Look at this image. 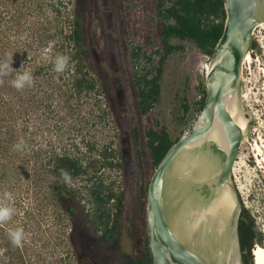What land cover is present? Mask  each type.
<instances>
[{
    "label": "trees",
    "instance_id": "1",
    "mask_svg": "<svg viewBox=\"0 0 264 264\" xmlns=\"http://www.w3.org/2000/svg\"><path fill=\"white\" fill-rule=\"evenodd\" d=\"M72 5L73 9L66 11L68 6L62 0H0V62L6 61L12 67L9 75L0 76V205L14 208L11 219L0 223V264H94L73 239L74 230L82 228L108 245L117 241L125 223L132 221L126 211V192L116 188V180L108 181L102 175L105 168L122 170L125 180L131 179L137 186L138 227L132 224L128 229L133 261L134 264H153L145 231L148 172L157 168L180 137L173 138L160 121L155 125H142L136 119L132 137L137 174H132L129 165L119 159V150L112 140L98 149L95 142L88 140L84 143L85 153L79 152L80 147L74 140L69 142L72 130L63 126L65 115L60 116L62 111L54 108V97L63 98L70 114L75 110L73 99L92 94L99 110L98 118L104 120L113 110L110 100L108 109H102L99 97L96 98L98 94L109 98L111 77L101 70L91 54L92 21L88 19L86 23L80 7L76 3ZM156 15L161 20L160 43L155 50L161 56L159 65L133 73L140 116L159 102L165 60L183 48L171 40L189 41L211 58L226 19L224 0H159ZM25 28L29 30L26 37ZM147 42L157 44L152 32L147 35ZM51 44L53 47L49 49ZM253 48H257L256 43ZM58 55L69 57L63 73L54 71ZM132 55L140 57L142 48L135 49ZM26 70L33 74V84L17 90L12 81ZM201 86L202 95L197 101L199 114L206 97L205 83ZM181 111L179 121L187 122L192 111L187 98ZM31 121L35 122L33 128ZM21 140L24 147L17 150L14 146ZM56 140L61 145L65 140L66 143L58 150ZM95 150L96 155L86 156ZM62 172L70 175L69 182L64 180ZM77 180L84 183L83 187L73 184ZM83 189L87 190L86 194ZM6 191L12 193V201L4 199ZM85 198L90 203L89 208L84 203ZM48 205L53 208L51 221L46 220ZM60 222L66 227L73 224L72 231H62ZM17 228H22L27 237L21 246L13 245L9 238V230ZM140 230L145 231V237ZM239 233L244 264H255L251 250L255 242L262 243V234L250 210L244 206ZM60 245L65 255L57 257ZM117 263L114 260V264Z\"/></svg>",
    "mask_w": 264,
    "mask_h": 264
},
{
    "label": "rangeland",
    "instance_id": "2",
    "mask_svg": "<svg viewBox=\"0 0 264 264\" xmlns=\"http://www.w3.org/2000/svg\"><path fill=\"white\" fill-rule=\"evenodd\" d=\"M62 1L64 5L68 6L66 11L72 10V3H76L83 11L86 23L88 19L92 21L90 29L91 54L101 70L106 71L111 77L109 78L111 81L108 82L109 98L103 94L96 95V98L99 97L102 109H108L107 102L110 100L113 104V110L104 120L98 118L99 110L95 107L93 94L91 96L83 95L80 99H73L75 110L72 111V114L67 113L65 102L59 96L54 97V108L62 111L60 116L64 117L65 115L63 121L61 120L63 126H68L72 130L68 140H70L69 142L74 140V143H78L79 152L85 153L84 143L88 140L95 142L97 149L112 140L114 147L119 150V159L129 165L132 174H137L136 147L132 137L134 121L137 119L142 125H155L157 121H160L167 127L173 138L182 137L189 133L199 115L197 101L202 95L201 85L203 82L205 83L206 71L211 58L189 41L172 39L173 44L182 45L183 48L173 52L165 60L159 102L154 104L146 115L140 116V105L135 94L133 73L159 65L161 56L155 52L160 43L161 20L156 15V6L159 0ZM92 9H94L93 13L91 12ZM259 27L256 31L257 37L254 38L257 48H253V61L246 64L243 69V92L247 95L245 105L248 110L252 111L254 122L252 123L251 136L246 137L241 143L236 159L237 163L234 166L233 179L243 206L250 210L256 221V228L262 234L261 244L264 246V160L258 159L256 150V143H259L264 153L262 74V68H264V28ZM28 31L27 28L24 29L25 37L29 35ZM150 32H152L153 39L157 43L155 46L147 42V35ZM118 42L117 47L116 43ZM52 47L53 44L48 46L49 49ZM139 47L142 48V55L135 58L132 53ZM144 53L147 55L145 56ZM115 57H117V64L119 65L117 72L114 63ZM186 98L192 106V111L188 121L185 120L181 123L179 117L182 116V103L186 102ZM123 104L126 107L121 108L120 106ZM30 124L33 128L35 122L31 121ZM40 138L44 139L43 136ZM45 142H42L43 147H46ZM63 145L56 140L58 150ZM142 148L144 149L143 145ZM96 154L97 150L86 156ZM145 158L147 159L146 151ZM257 160L259 166H257ZM154 171L148 172L149 180ZM102 175L108 181L116 180V188L120 187L126 192V211L132 221L126 222L120 238L108 245H103L96 235L82 228L74 230L73 239L80 245L82 254L92 259L94 264H114V260L118 261L117 264H134L128 229L132 224L138 227L136 225L139 216L138 188L134 186L133 180H125L122 170L105 168L102 170ZM73 184L78 187L84 185L81 180L74 181ZM83 191L85 194L87 193L86 189ZM84 203L87 208L90 207L86 198ZM43 209L45 210V207ZM46 211L48 215L46 220L51 221L49 216L52 214L53 208L48 205ZM63 223L60 222L62 231H72L73 224L70 223L66 227L64 224L68 222ZM145 231L147 232V229ZM145 231L140 230L142 237H145ZM257 244L255 242L252 249L257 247ZM62 254L65 255L64 248L60 245L56 256L61 257Z\"/></svg>",
    "mask_w": 264,
    "mask_h": 264
},
{
    "label": "water",
    "instance_id": "3",
    "mask_svg": "<svg viewBox=\"0 0 264 264\" xmlns=\"http://www.w3.org/2000/svg\"><path fill=\"white\" fill-rule=\"evenodd\" d=\"M224 3L226 19L206 71L204 106L191 131L167 151L149 182L146 223L153 264H235L236 257L244 264L239 233L243 205L233 167L254 122L243 98V65L253 49L254 30L264 22V0ZM232 104L248 119L245 131L229 109ZM215 127L219 138L212 135ZM185 152L186 169L180 173L176 163ZM224 189L234 199L226 229L188 223L190 210L208 207ZM225 233L227 241L222 240Z\"/></svg>",
    "mask_w": 264,
    "mask_h": 264
},
{
    "label": "bare ground",
    "instance_id": "4",
    "mask_svg": "<svg viewBox=\"0 0 264 264\" xmlns=\"http://www.w3.org/2000/svg\"><path fill=\"white\" fill-rule=\"evenodd\" d=\"M259 26H262L264 28V22H261L257 25V28ZM253 61V56L251 51L248 52L244 65L250 64ZM243 65V69L244 66ZM262 74H263V91H264V68H262ZM246 93L243 92V98L244 102L246 101ZM233 117L236 119V121L240 124L242 129H246V125L248 123V119L244 116L242 112H238L236 109V105L232 104L229 107ZM212 135L219 138V129L215 127L213 129ZM246 138V137H245ZM264 147V146H263ZM256 150H257V156L259 160H264V153L262 146L259 145V143H256ZM262 153V155H260ZM186 152L180 157V159L176 163V169L178 172H184L185 166H186ZM258 161V160H257ZM262 164V163H261ZM263 167V166H262ZM234 199L229 192L228 189H224L223 192L220 194L219 198L212 202L208 207L204 209H192L189 211V216L187 217L188 223L194 225L195 227H198L199 225H205L207 223H212L214 226L217 225L220 227V229H226V223L228 216L231 212V209L233 207ZM193 226V228H194ZM191 229V227H190ZM191 233V232H190ZM222 240H229V236L226 235V233L223 235ZM253 258L255 261V264H264V246L262 244H259L257 247L253 249ZM235 264H238V257L235 258Z\"/></svg>",
    "mask_w": 264,
    "mask_h": 264
},
{
    "label": "clouds",
    "instance_id": "5",
    "mask_svg": "<svg viewBox=\"0 0 264 264\" xmlns=\"http://www.w3.org/2000/svg\"><path fill=\"white\" fill-rule=\"evenodd\" d=\"M69 64V57L58 55L54 60V71L57 73H63ZM12 68L9 63L0 62V76L9 75V69ZM34 76L30 71H24L22 74L16 76L12 81V86L17 90H22L26 86H31L33 84ZM17 150H21L24 147V141L21 140L18 144L14 146ZM62 176L66 182L71 180L70 175L67 172H62ZM3 197L7 201H12L13 196L11 192H4ZM14 212V208L7 205H0V223L7 222L11 219ZM9 238L13 245L21 246L27 237L22 228H17L15 230H9Z\"/></svg>",
    "mask_w": 264,
    "mask_h": 264
},
{
    "label": "flooded vegetation",
    "instance_id": "6",
    "mask_svg": "<svg viewBox=\"0 0 264 264\" xmlns=\"http://www.w3.org/2000/svg\"><path fill=\"white\" fill-rule=\"evenodd\" d=\"M118 41V40H117ZM116 45H117V47H118V45H119V42L118 43H116ZM117 57H115V59H114V63H115V67H116V69L117 68H119V65L117 64ZM118 71V69L116 70V72ZM105 73H107L106 71H104ZM108 74V73H107ZM109 75V74H108ZM110 76V75H109ZM114 78V77H113ZM116 78V77H115ZM111 80H109L108 82H110ZM121 108H124V107H126L124 104L123 105H121L120 106ZM134 156V155H133ZM147 234H148V231H147ZM144 245H145V243H144ZM148 245H149V240H148ZM143 248H144V246H143ZM247 251H245V253H246ZM253 252V249L251 250V253ZM152 254V253H151ZM152 260H153V257H152Z\"/></svg>",
    "mask_w": 264,
    "mask_h": 264
},
{
    "label": "built area",
    "instance_id": "7",
    "mask_svg": "<svg viewBox=\"0 0 264 264\" xmlns=\"http://www.w3.org/2000/svg\"><path fill=\"white\" fill-rule=\"evenodd\" d=\"M258 28H260V27H258ZM258 28L256 27L255 30H254V38L257 37L256 31H257ZM253 52H254V49L251 50V53H253ZM244 66H246V65H244ZM237 158H238V157H237ZM236 163H237V160L235 161L234 166L236 165ZM257 166H259L258 161H257ZM234 169H235V167H233V174H234ZM258 245H259V244H257V246H258Z\"/></svg>",
    "mask_w": 264,
    "mask_h": 264
}]
</instances>
